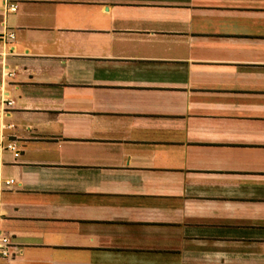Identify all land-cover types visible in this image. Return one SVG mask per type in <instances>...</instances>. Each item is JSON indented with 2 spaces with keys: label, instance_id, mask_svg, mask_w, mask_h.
Instances as JSON below:
<instances>
[{
  "label": "crops",
  "instance_id": "crops-1",
  "mask_svg": "<svg viewBox=\"0 0 264 264\" xmlns=\"http://www.w3.org/2000/svg\"><path fill=\"white\" fill-rule=\"evenodd\" d=\"M0 30V264H264V0H0Z\"/></svg>",
  "mask_w": 264,
  "mask_h": 264
},
{
  "label": "built area",
  "instance_id": "built-area-1",
  "mask_svg": "<svg viewBox=\"0 0 264 264\" xmlns=\"http://www.w3.org/2000/svg\"><path fill=\"white\" fill-rule=\"evenodd\" d=\"M6 8V7H5ZM9 12H15L16 11V6L11 5L8 9H6ZM14 40V34L12 33H7L4 30H0V42L5 44L7 42H12ZM2 104L5 106L3 107L2 114L7 113L6 108L10 107L13 105V102L3 100ZM9 128V127H8ZM4 150H9L12 153H17V148L13 144H4L2 140H0V152ZM11 183V182H10ZM12 244L11 241L8 237L4 236L2 232L0 231V260L2 259H7L10 258L13 254L12 252Z\"/></svg>",
  "mask_w": 264,
  "mask_h": 264
}]
</instances>
